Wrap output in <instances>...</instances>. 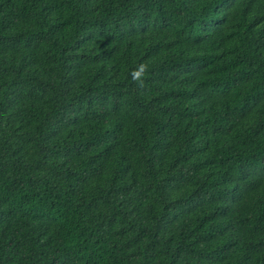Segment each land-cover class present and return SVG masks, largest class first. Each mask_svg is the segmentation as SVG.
Returning a JSON list of instances; mask_svg holds the SVG:
<instances>
[{
  "label": "trees",
  "instance_id": "obj_1",
  "mask_svg": "<svg viewBox=\"0 0 264 264\" xmlns=\"http://www.w3.org/2000/svg\"><path fill=\"white\" fill-rule=\"evenodd\" d=\"M0 264H264V0H0Z\"/></svg>",
  "mask_w": 264,
  "mask_h": 264
}]
</instances>
